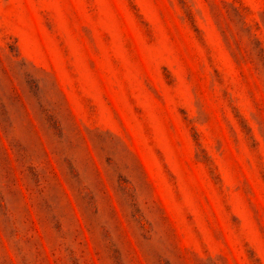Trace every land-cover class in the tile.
Wrapping results in <instances>:
<instances>
[{
	"label": "rangeland",
	"instance_id": "374dc122",
	"mask_svg": "<svg viewBox=\"0 0 264 264\" xmlns=\"http://www.w3.org/2000/svg\"><path fill=\"white\" fill-rule=\"evenodd\" d=\"M0 264H264V0H0Z\"/></svg>",
	"mask_w": 264,
	"mask_h": 264
}]
</instances>
